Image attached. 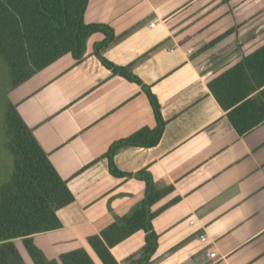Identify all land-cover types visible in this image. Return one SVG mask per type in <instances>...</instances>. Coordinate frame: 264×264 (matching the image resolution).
<instances>
[{"label": "crops", "instance_id": "0c3cea01", "mask_svg": "<svg viewBox=\"0 0 264 264\" xmlns=\"http://www.w3.org/2000/svg\"><path fill=\"white\" fill-rule=\"evenodd\" d=\"M84 20L113 28L119 39L104 56L151 87L166 121L156 146L114 155L121 171L147 169L175 188L153 206L169 204L153 220L151 264H264V124L240 136L208 87L264 45V0H89ZM104 37L88 38L82 60L66 54L9 93L75 196L57 211L62 227L33 235L49 259L79 247L93 257L88 237L145 193L135 176L112 175L104 156L115 141L156 126L142 86L94 55ZM143 245L138 231L111 251L136 264L131 255Z\"/></svg>", "mask_w": 264, "mask_h": 264}, {"label": "trees", "instance_id": "16d2710c", "mask_svg": "<svg viewBox=\"0 0 264 264\" xmlns=\"http://www.w3.org/2000/svg\"><path fill=\"white\" fill-rule=\"evenodd\" d=\"M88 3L89 0H0V55L10 69L14 89L66 54L82 60L88 38L101 32L105 37L94 44V55L114 74L142 86L156 126L144 127L115 141L104 156L112 175L135 176L145 182L144 197L128 214L117 216L99 234L89 236L88 242L102 264H120L111 248L143 231L144 245L131 258H135L136 264H151L159 244L153 220L169 204L156 210L153 206L175 188L159 186L147 169L135 174L121 171L114 155L123 146H156L166 121L151 87L130 66L117 65L104 56L105 49L119 36L107 24L85 22ZM208 87L240 136L264 124V45L211 79ZM4 132L13 171L9 181L0 186V264H27L15 242L17 239L22 240L34 264H98L84 247L61 253L57 260L49 259L36 245L34 234L62 227L57 211L72 203L75 196L11 102L5 114Z\"/></svg>", "mask_w": 264, "mask_h": 264}, {"label": "rangeland", "instance_id": "374dc122", "mask_svg": "<svg viewBox=\"0 0 264 264\" xmlns=\"http://www.w3.org/2000/svg\"><path fill=\"white\" fill-rule=\"evenodd\" d=\"M12 78L10 69L0 55V186L9 181L13 171V158L6 146L4 132L5 114L10 104L9 93L11 92ZM18 247L27 264H34L24 246L18 242ZM98 264H102L95 253H92Z\"/></svg>", "mask_w": 264, "mask_h": 264}, {"label": "built area", "instance_id": "2783aa9c", "mask_svg": "<svg viewBox=\"0 0 264 264\" xmlns=\"http://www.w3.org/2000/svg\"><path fill=\"white\" fill-rule=\"evenodd\" d=\"M201 239H202V240H206L205 236H201ZM214 255H215L214 252L210 254V256H214Z\"/></svg>", "mask_w": 264, "mask_h": 264}]
</instances>
